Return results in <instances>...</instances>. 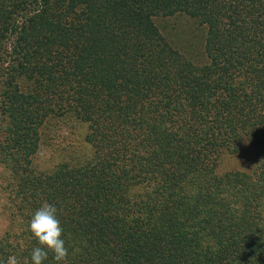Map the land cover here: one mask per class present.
Listing matches in <instances>:
<instances>
[{"label": "trees", "instance_id": "trees-1", "mask_svg": "<svg viewBox=\"0 0 264 264\" xmlns=\"http://www.w3.org/2000/svg\"><path fill=\"white\" fill-rule=\"evenodd\" d=\"M175 14L231 42L206 44L197 67L159 23ZM47 119L46 140H83L19 193L27 223L35 203L57 208L62 264H264V171L233 183L211 165L264 135V0H0V159L13 146L25 159ZM216 201L221 223L206 215ZM27 231L33 244L1 248L0 264H31Z\"/></svg>", "mask_w": 264, "mask_h": 264}, {"label": "rangeland", "instance_id": "rangeland-1", "mask_svg": "<svg viewBox=\"0 0 264 264\" xmlns=\"http://www.w3.org/2000/svg\"><path fill=\"white\" fill-rule=\"evenodd\" d=\"M159 23L166 26V31H171L170 41L173 45L177 46L181 50L186 48V50L188 49L190 51V53L188 52L185 54L192 58L193 63L197 67L201 66L203 60L205 59H207V62H211V57L208 56L209 54L206 50V44L207 46L216 44L217 47H222L219 46L222 44V48L226 49L228 47V43L231 42L229 38H222L225 34L219 36L221 41H219L216 37L215 39L211 37L208 40L206 34L209 24L207 22L198 24L197 21H194L193 18L185 14L167 16L166 18H163V20L160 19ZM238 41L239 43L243 42L242 39H239V37ZM188 45L190 47L187 48L186 46ZM215 53L220 54L218 48H216ZM217 60H220V58ZM172 117L174 116H171L169 111H167L164 115V118L167 121ZM50 124L51 119H47L44 121L43 125H41L39 129L40 139L38 145L34 151H30L25 159L23 157V152L14 146L9 151L3 152V156L4 158L6 157L7 160L0 159V239L9 241V245L0 242V250L1 248H4L8 253L13 249L23 250L25 248V244H33L32 240L27 237V228H29L27 225H29V223H27L26 220L31 215H28L27 207H29L30 203L25 202V206L23 205V202L28 199L27 196L29 195V191L26 192L25 197L22 195V190L21 193H19L21 186L18 183V179L25 181L29 176L34 179L38 176L47 177L48 174H51L52 169H47L46 164H41V162L44 159L51 158L50 155L55 152L54 150L62 149V146L69 141L73 142V136L76 137V135H78L77 140H83V136L81 134H77L76 132L74 134L67 133L61 143H55L51 140V138L46 140L45 137L46 135H49L48 125ZM175 124L176 123H173L172 128H175ZM84 133L85 131L83 132V135ZM260 133V131H257V134L254 136L241 134L240 139L237 141L238 145L235 153L230 152L226 147L222 146L219 149L220 152L217 159L215 158V160H212L213 163L211 165H213L214 172L220 176L229 173V176L231 175L230 181L233 183H239V179H244L247 176L255 177L261 170L264 171V135ZM7 139H0V142H3L2 144H4ZM92 152L93 149L90 150L89 148L88 157L92 155ZM62 154L63 153H61V155ZM210 156L213 157L211 154ZM16 157L18 159L15 160ZM12 159H14V161H11ZM38 162L41 164V167L38 165ZM112 166L114 165L112 164ZM21 169L24 170L21 171ZM35 184L38 186L37 181ZM17 192L24 200L19 198ZM211 192L212 191L210 189L209 193L211 194ZM223 194L224 192H219L220 198ZM228 198L230 202H233L231 196L228 195ZM41 199L42 196H40L37 201H41ZM116 199L123 201L122 197H117ZM115 201L116 200H112L111 202ZM215 203V208L209 209V211L206 212V215L208 218H211L216 214L217 223H221L225 220V217L222 215V212L219 211L220 203L217 201ZM35 204L37 207H40L39 202ZM20 214L23 215V218ZM230 214L231 213L227 215L228 220H230L228 218ZM16 217L20 219L19 222H16ZM3 235H6V237ZM1 254H4L3 251H0V255ZM9 256H14V254H8L7 259ZM3 264H7V260ZM18 264L20 263L18 262Z\"/></svg>", "mask_w": 264, "mask_h": 264}, {"label": "clouds", "instance_id": "clouds-1", "mask_svg": "<svg viewBox=\"0 0 264 264\" xmlns=\"http://www.w3.org/2000/svg\"><path fill=\"white\" fill-rule=\"evenodd\" d=\"M29 230L37 240L38 245L31 251V264H43L49 252L57 264L65 262L68 249L62 239L63 228L57 217V208L48 202H44L36 209L29 222ZM7 264H18L15 256H9Z\"/></svg>", "mask_w": 264, "mask_h": 264}]
</instances>
